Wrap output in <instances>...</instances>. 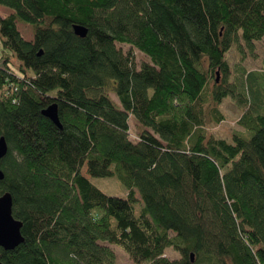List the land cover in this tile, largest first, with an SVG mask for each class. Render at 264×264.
<instances>
[{
    "label": "trees",
    "instance_id": "obj_1",
    "mask_svg": "<svg viewBox=\"0 0 264 264\" xmlns=\"http://www.w3.org/2000/svg\"><path fill=\"white\" fill-rule=\"evenodd\" d=\"M0 6V198L12 195L24 237L0 248L3 264H116L112 245L139 264H264V61L246 62L264 0ZM228 99L238 127L215 137L207 119L224 122ZM54 104L61 128L43 115ZM88 175L117 176L127 196Z\"/></svg>",
    "mask_w": 264,
    "mask_h": 264
},
{
    "label": "rangeland",
    "instance_id": "obj_2",
    "mask_svg": "<svg viewBox=\"0 0 264 264\" xmlns=\"http://www.w3.org/2000/svg\"><path fill=\"white\" fill-rule=\"evenodd\" d=\"M8 9L5 7L0 6V13L2 15H5ZM20 30L23 31L24 37L27 40L33 39V37H30L31 34V29L30 27L27 26H22L20 25ZM247 51H249L246 47H244ZM255 54H249L248 59H247V67L251 70H260L263 66V61H264V41H261L255 45ZM2 46L0 42V56L2 54ZM250 53V52H249ZM235 55V53H233ZM242 55V53H240ZM137 59L138 62H148L150 61L148 57L144 56L141 53H137ZM1 63V62H0ZM14 64L17 65V62L14 61ZM219 81H220V75L218 76ZM111 98L116 102L118 106L119 100L118 98L114 95H110ZM215 107V106H214ZM221 110L223 113L226 115V119L224 122L221 124H214L212 119L208 117L207 122H208V128L209 131H211L215 137L219 138H226L228 139L229 135L231 132H233L235 129H237V120L240 118L242 114V110L236 106L234 103V100L228 99L226 100L222 105H221ZM130 134H129V139L136 142L139 139V133L143 131V128L139 123L135 120L134 117H131L130 120ZM85 174V171H84ZM91 183L103 191L105 194L109 196H117V197H126L128 190L126 187L121 183V181L118 179L117 176L114 177H109V178H97V177H91L87 176ZM137 210H139V207L137 206ZM114 250L116 251L117 255V263L116 264H139L134 262L129 255L126 254V252L122 249L121 246L118 245H112ZM167 254L173 258H177L179 255L176 253L174 250H168Z\"/></svg>",
    "mask_w": 264,
    "mask_h": 264
},
{
    "label": "water",
    "instance_id": "obj_3",
    "mask_svg": "<svg viewBox=\"0 0 264 264\" xmlns=\"http://www.w3.org/2000/svg\"><path fill=\"white\" fill-rule=\"evenodd\" d=\"M74 32L78 37L85 38L87 29L75 25ZM219 76V72L217 73ZM218 82V78H217ZM43 115L54 122L58 127H62L59 119L58 105L54 104L43 111ZM8 145L4 137L0 139V161L6 156ZM4 173L0 169V181L4 179ZM13 197L7 192L0 198V248L5 251H13L24 242L22 235L23 224L13 215ZM192 262H194V254H191ZM0 264H3L0 261Z\"/></svg>",
    "mask_w": 264,
    "mask_h": 264
}]
</instances>
